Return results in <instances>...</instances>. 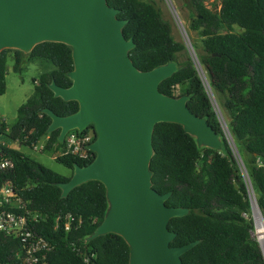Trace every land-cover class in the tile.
<instances>
[{
  "label": "trees",
  "instance_id": "obj_1",
  "mask_svg": "<svg viewBox=\"0 0 264 264\" xmlns=\"http://www.w3.org/2000/svg\"><path fill=\"white\" fill-rule=\"evenodd\" d=\"M181 1L188 13L185 31L189 38L190 31L198 38L190 39L193 54L183 41L174 38L161 8L156 11L150 0H107L124 20L125 38L133 41L129 51L133 64L149 70L173 61L177 69L160 82L159 90L187 95L188 107L204 117L221 138L218 151L198 147L180 124L159 122L154 126L152 187L159 193L171 191L167 206L189 209L188 214L169 220L168 228L176 234L170 245L199 240L181 255L184 264H264L259 243L251 234L254 223L249 200L252 188L264 219V0H219L212 9L206 6L207 0ZM8 50L0 51V95L5 91ZM12 52L17 71L23 62L34 58L49 61L52 68L34 79V90L18 107L14 124L9 128L0 124L4 137L0 159L12 162L11 167L0 168V187L11 182L25 201L28 216H38L31 229L53 244L45 264H128L129 246L120 235L106 233L87 239L107 209L101 182L89 180L61 197L54 183L70 176L9 146L17 142L33 147L41 138L43 150L57 151L63 146L57 139L59 129L47 132L50 117L43 109L63 116L78 108L77 101L54 96L48 86L52 80L62 87L70 85V46L46 41L27 55L17 49ZM84 131L95 136L91 124ZM93 158L94 152L89 159L69 154L55 160L72 173L73 164L85 165ZM59 214L72 216L70 229L64 230L62 225L54 228ZM21 249L20 238L0 232V264H19Z\"/></svg>",
  "mask_w": 264,
  "mask_h": 264
},
{
  "label": "water",
  "instance_id": "obj_2",
  "mask_svg": "<svg viewBox=\"0 0 264 264\" xmlns=\"http://www.w3.org/2000/svg\"><path fill=\"white\" fill-rule=\"evenodd\" d=\"M150 3L159 10L153 0ZM123 26L124 20L107 0H0V51L17 49L28 54L46 41L71 48L70 85L62 87L52 80L48 86L54 96L77 101L78 108L63 116L47 107L43 112L50 117L47 132L59 129V141L70 130L82 132L93 125L95 136L88 146L94 158L85 165L73 164L69 179L54 183L61 197L89 180L104 185L107 209L87 239L120 235L129 246L128 264H184L181 255L199 240L170 245L176 234L168 228L169 220L188 214L189 209L167 206L171 191L159 193L152 187L154 126L180 124L198 147L218 151L221 138L188 107L187 95L159 90L160 82L177 69L173 61L149 70L133 64L129 51L134 44L125 38ZM187 47L194 53L191 44ZM250 192L254 194L252 188Z\"/></svg>",
  "mask_w": 264,
  "mask_h": 264
},
{
  "label": "rangeland",
  "instance_id": "obj_3",
  "mask_svg": "<svg viewBox=\"0 0 264 264\" xmlns=\"http://www.w3.org/2000/svg\"><path fill=\"white\" fill-rule=\"evenodd\" d=\"M157 1V6L162 10L163 17L171 24L172 34L176 40L183 41L187 43V37L184 34L183 28L184 25L188 28V13L186 8L182 5L181 0H155ZM210 7H213V3H218L219 0H208L207 1ZM180 22H178L176 15ZM183 26V27H182ZM191 41L198 39L195 32L190 31ZM190 41V42H191ZM13 49H9L6 55V70H5V91L0 95V124H4L6 128L11 127L17 116L18 107L25 102L29 95L34 90V79L38 76L48 71L52 68V64L49 61L34 58L29 59L23 62L20 70H15V57L12 52ZM188 50V49H187ZM27 55V54H26ZM182 58V57H181ZM4 137L0 135V140H3ZM4 141V140H3ZM44 144V139H40L36 143V148L27 147L18 144L17 142H10L9 146L16 148L23 152L24 154L30 156L31 158L41 162L46 167L51 170L63 175L70 176L71 170L58 161L55 160L56 151H46L41 150V147ZM256 196L252 195V198ZM251 217H254L253 207L251 209ZM252 234L255 238L258 237L256 232V227L252 231Z\"/></svg>",
  "mask_w": 264,
  "mask_h": 264
},
{
  "label": "built area",
  "instance_id": "obj_4",
  "mask_svg": "<svg viewBox=\"0 0 264 264\" xmlns=\"http://www.w3.org/2000/svg\"><path fill=\"white\" fill-rule=\"evenodd\" d=\"M208 1V0H207ZM205 2L206 6L210 9L208 2ZM219 8V7H218ZM180 22V19H178ZM183 27V26H182ZM184 34L187 33L185 28H183ZM187 44H191L189 36L187 37ZM186 45V46H187ZM191 51V50H190ZM193 54V53H192ZM203 77V75H202ZM205 81V80H204ZM212 103L216 113L222 120L220 111L216 102L212 99ZM223 128L226 132L224 122ZM228 138L231 141L230 135L226 132ZM94 139V136L89 131L78 132L77 130L68 131L63 139V146L57 150L55 157L65 156V155H75L81 159H89L92 156V150L89 148V144ZM1 143H4L3 140H0ZM35 145H33L34 148ZM41 150L44 148V144L39 147ZM12 162L9 158L0 159V168L11 167ZM251 191V188H250ZM250 195H254L250 192ZM252 198V197H251ZM29 211L26 208L25 201L16 194L13 189L11 182H5L0 187V232L8 236L15 238H20L22 242V252L17 253V256L20 260L19 264H45L46 263V253L53 247L46 238L41 235L35 234L31 229V223L37 221V215L29 217ZM59 225H62L64 230L70 229L72 225V216L69 214H59L54 219V228H57ZM88 258V256H87Z\"/></svg>",
  "mask_w": 264,
  "mask_h": 264
},
{
  "label": "bare ground",
  "instance_id": "obj_5",
  "mask_svg": "<svg viewBox=\"0 0 264 264\" xmlns=\"http://www.w3.org/2000/svg\"><path fill=\"white\" fill-rule=\"evenodd\" d=\"M252 201V207H253V212H254V217H255V227H256V232L259 238V241L262 245V248L264 250V220L262 213L258 207L256 198L253 197L251 198Z\"/></svg>",
  "mask_w": 264,
  "mask_h": 264
}]
</instances>
